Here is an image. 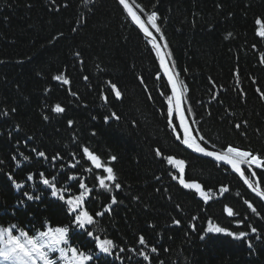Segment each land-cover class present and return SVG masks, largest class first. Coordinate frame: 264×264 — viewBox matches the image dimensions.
<instances>
[{
    "label": "trees",
    "instance_id": "trees-1",
    "mask_svg": "<svg viewBox=\"0 0 264 264\" xmlns=\"http://www.w3.org/2000/svg\"><path fill=\"white\" fill-rule=\"evenodd\" d=\"M129 1L150 26L158 14L160 33L152 31L167 44L196 139L209 151L232 146L259 156L260 166H243L264 191V0ZM170 97L155 50L118 0H0V227L16 224L30 235L69 227L70 244L94 254L89 264H264V203L227 166L184 146ZM56 104L65 111L54 112ZM85 147L114 169L119 189L99 185L106 173ZM169 156L184 161L183 179L201 184L209 199L180 184ZM41 172L65 198L85 191L76 181L85 183L83 207L95 226L76 229ZM113 196L111 211L96 216ZM210 225L247 236L209 232ZM96 236L114 242L113 255L99 252Z\"/></svg>",
    "mask_w": 264,
    "mask_h": 264
},
{
    "label": "snow or ice",
    "instance_id": "snow-or-ice-1",
    "mask_svg": "<svg viewBox=\"0 0 264 264\" xmlns=\"http://www.w3.org/2000/svg\"><path fill=\"white\" fill-rule=\"evenodd\" d=\"M119 3L123 5L125 9L128 10L129 14L133 21H135L140 28L145 32L146 35L151 37L152 40V47L156 49L157 55L160 56V45L156 43V37L152 35L151 32L145 27L144 23L141 21L140 16L133 12L132 9L129 7L128 0H119ZM157 12L152 11L148 19L151 21V27L155 29L157 33H160V28L157 26ZM261 36H264V31L259 33ZM161 35V39H162ZM167 47V44L164 45ZM161 59V66L164 67L165 72H168V68L165 66V59L164 56H160ZM57 80L63 79L61 76L55 77ZM85 79H87L85 77ZM169 83L171 84L172 92L175 97V107L176 110L179 111V128L183 129V144L187 146V148L194 150L196 153L203 154L208 157H213L217 161H224L227 164L231 165L232 168L240 173L241 176H244V172L241 170V164H246L249 167L251 165L260 166L262 164L261 158L257 155L252 154L248 151H242L238 148L228 146L224 152H216V151H209L205 147L202 146L201 142L204 141V137L200 136L199 141L196 138H193L189 133V125L186 123L184 112L181 110V99H182V91H178L177 88V81H175L172 75L168 76ZM65 83L68 81L65 80ZM113 89H116V85H112ZM115 95L120 97L121 93L116 90ZM170 102L172 97L169 98ZM12 111H15L13 109ZM53 111L56 113H62L65 111L60 104H56L53 108ZM188 111H191L189 108ZM169 115H173V108L169 107L168 109ZM115 115V114H113ZM44 119H48L47 116ZM108 118L105 117V120ZM118 119V117H117ZM69 126L73 124V121H68ZM241 125L237 124L236 127L239 128ZM180 139V135L177 136ZM33 152H36L37 157H45V152L43 151H36V149H32ZM83 153L86 154L87 160L94 165L95 169H103L106 173L104 176L97 177L99 185L103 189L110 190L109 182L114 184L116 189H119L121 185L116 183L117 177L114 173V169L112 167H106L100 161V158L97 155H94L87 147L83 148ZM157 155H160V151L157 150ZM58 155V154H57ZM15 159V157H13ZM28 156H24V160H28ZM53 160L57 159V157H53ZM117 158L115 156L110 157L111 161H115ZM169 164H175L179 169L180 174V184L183 185L186 189H193L195 192L199 193L205 200L209 199L207 193H205L202 189L201 184L193 181V182H186L183 179L184 174V161L183 160H174L171 156L167 158ZM75 167V165H73ZM255 175V173H252ZM39 176L42 178L43 185L47 186L50 189V194L52 197H58L60 200L65 201L67 205L68 212L72 214L71 223L75 225L76 229L86 230L88 226H95L97 221L94 219L93 215L89 213L87 209L83 207L85 202V194L86 191H90L87 189L85 183L82 181H76L79 184V189H84L85 191H81L79 195L70 196L65 198L62 194L65 189H58L56 187L55 178L53 180H49L44 178V173H39ZM175 179V177H173ZM8 179L13 181L15 188L21 189L23 187L22 184L15 182L11 174L8 175ZM66 179L76 180L75 176H68ZM27 180H33V175L29 174L27 176ZM248 184L249 188H252L254 192L257 191L256 188H253L252 184L249 183L247 178L244 181ZM226 190V189H224ZM258 195L264 197V191L258 192ZM24 196L27 198L28 201L32 200H40L41 196L39 195H31L28 192H24ZM20 203H23L21 201ZM115 196L112 197L111 203L106 206L105 212L96 213V216H101L106 214V212L111 211V205L116 204ZM251 207V205H249ZM228 214L232 215V210L227 209ZM255 211V209H253ZM175 223L179 224V221H175ZM152 227V225H150ZM14 230L19 231V235L14 234ZM209 232H216V233H224L227 232V229L222 227H212L209 226ZM252 232H256V228L251 229ZM69 232L70 228L65 226H56V227H48L46 230H40L35 235H30L28 231L23 229H18L16 224H12L9 227H0V264H89L90 261L93 260L94 254L89 251L88 253L74 247L69 242ZM229 236H233L236 239L244 238L247 236V233L240 232L239 234L227 232ZM87 235L92 237L94 233L92 231H88ZM146 243L145 238L143 235L139 237V244L144 245ZM95 246L99 250L100 253L105 255H113V250L116 247L114 242L110 239H101L99 236L95 237ZM251 247V245H249ZM121 252L124 249H120ZM151 251L153 253L157 252L156 247H152ZM58 252V257L53 258V253ZM143 256L145 261H148L150 257L144 253H140Z\"/></svg>",
    "mask_w": 264,
    "mask_h": 264
},
{
    "label": "water",
    "instance_id": "water-1",
    "mask_svg": "<svg viewBox=\"0 0 264 264\" xmlns=\"http://www.w3.org/2000/svg\"><path fill=\"white\" fill-rule=\"evenodd\" d=\"M118 2H119V0H118ZM128 4H129V7L132 9V11H133V12H136V14H137L138 16H140V14L136 11V9L133 7V5L130 3L129 0H128ZM121 6L123 7V5H121ZM123 9L125 10L126 14H127V15L129 16V18L131 19V21L133 22V24H134V25H135V26H136V27L142 32V34L144 35V37L146 38V40H147V41L149 42V44L152 46V40H151V37H149L148 35H146L145 32L140 28V26H139L135 21L132 20L131 15L129 14L128 10L125 9L124 7H123ZM140 18H141V21L144 23L145 27L148 29V31L151 32L152 35L156 37V35L153 33V31L150 29L149 25L147 24L146 20H144L141 16H140ZM156 43H158V44L160 45V56H164V59H165V66L168 68V72L166 73L164 67L161 66V59H160V56L157 55V51H156V49L153 48V49L155 50L156 55H157V58H158V61H159V64H160V67H161V70H162V74L165 76V78H166V80H167V82H168V84H169V86H170L171 93H172V98H173V102H174V109H175L176 119H177V123H178V126H179V124H180V120H179V111L176 110V107H175V103H176V101H175V97H174L173 92H172L171 84L169 83V80H168V76H169V75H172L173 79H174L175 81H177V80H176V76L174 75V73H173V71H172V68H171L170 63H169L168 56H167V54H166V52H165V50H164L162 44H161V43L159 42V40L157 39V37H156ZM177 88H178V91H181L178 82H177ZM180 108H181V110L184 112L186 123L189 125V133H190V135H191L193 138H196L195 135H194V133H193V130H192V128H191V126H190V124H189V122H188V119H187V115H186L185 103H184L183 95H182V99H181V105H180ZM179 130H180L181 135H182V138H183V135H184V134H183V129L179 128ZM198 142H199V141H198ZM185 147L187 148L186 145H185ZM187 149H189V148H187ZM189 150L193 151L195 154H197V155H199V156H202V157H205V158H209V159L215 160L213 157H208V156H205V155H203V154L196 153V152H195L194 150H192V149H189ZM215 161H217V160H215ZM217 162H218V163H221V164L227 166L229 169H231V171H232L236 176H238V178L243 182V184L247 187V189H248L250 192H252L255 196H257V197H258V198L264 203V197H261V196L258 195V192L262 191V189L260 188L259 185H255L254 182H253V181L247 176V174L244 172L242 166H241V170L244 172V176H241L240 173L236 172V171L232 168V166L229 165V164H227L226 162H224V161H217ZM245 178H247V180L249 181V183L252 184L253 188H256V189H257L256 192H254V191L252 190V188H249L248 184H246V183L244 182V181H245Z\"/></svg>",
    "mask_w": 264,
    "mask_h": 264
},
{
    "label": "bare ground",
    "instance_id": "bare-ground-1",
    "mask_svg": "<svg viewBox=\"0 0 264 264\" xmlns=\"http://www.w3.org/2000/svg\"><path fill=\"white\" fill-rule=\"evenodd\" d=\"M176 80H177V78H176ZM178 81V80H177ZM263 191V190H262Z\"/></svg>",
    "mask_w": 264,
    "mask_h": 264
}]
</instances>
